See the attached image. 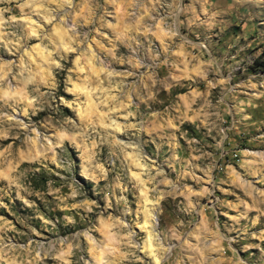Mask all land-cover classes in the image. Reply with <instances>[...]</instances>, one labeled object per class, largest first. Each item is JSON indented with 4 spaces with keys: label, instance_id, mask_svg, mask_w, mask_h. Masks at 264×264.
<instances>
[{
    "label": "rangeland",
    "instance_id": "rangeland-1",
    "mask_svg": "<svg viewBox=\"0 0 264 264\" xmlns=\"http://www.w3.org/2000/svg\"><path fill=\"white\" fill-rule=\"evenodd\" d=\"M0 264H264V0H0Z\"/></svg>",
    "mask_w": 264,
    "mask_h": 264
},
{
    "label": "bare ground",
    "instance_id": "bare-ground-1",
    "mask_svg": "<svg viewBox=\"0 0 264 264\" xmlns=\"http://www.w3.org/2000/svg\"><path fill=\"white\" fill-rule=\"evenodd\" d=\"M150 236V234H148ZM156 260V259H155ZM157 263V262H156Z\"/></svg>",
    "mask_w": 264,
    "mask_h": 264
}]
</instances>
